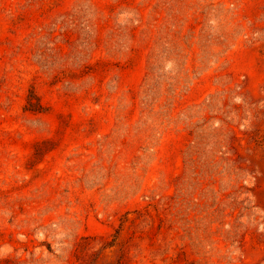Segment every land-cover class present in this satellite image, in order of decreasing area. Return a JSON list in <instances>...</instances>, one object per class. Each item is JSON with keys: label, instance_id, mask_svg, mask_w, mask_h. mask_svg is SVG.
<instances>
[{"label": "rangeland", "instance_id": "374dc122", "mask_svg": "<svg viewBox=\"0 0 264 264\" xmlns=\"http://www.w3.org/2000/svg\"><path fill=\"white\" fill-rule=\"evenodd\" d=\"M0 264H264V0H0Z\"/></svg>", "mask_w": 264, "mask_h": 264}]
</instances>
